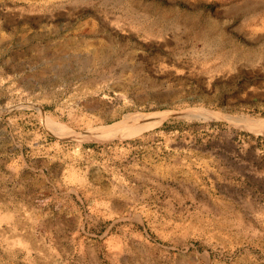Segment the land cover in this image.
Masks as SVG:
<instances>
[{
	"label": "rangeland",
	"instance_id": "374dc122",
	"mask_svg": "<svg viewBox=\"0 0 264 264\" xmlns=\"http://www.w3.org/2000/svg\"><path fill=\"white\" fill-rule=\"evenodd\" d=\"M263 123L264 0H0V264H264Z\"/></svg>",
	"mask_w": 264,
	"mask_h": 264
},
{
	"label": "bare ground",
	"instance_id": "6f19581e",
	"mask_svg": "<svg viewBox=\"0 0 264 264\" xmlns=\"http://www.w3.org/2000/svg\"><path fill=\"white\" fill-rule=\"evenodd\" d=\"M264 124V123H263ZM262 129V128H261ZM108 133V131L107 130H102V131H100V135H102V136H104V134H107Z\"/></svg>",
	"mask_w": 264,
	"mask_h": 264
}]
</instances>
